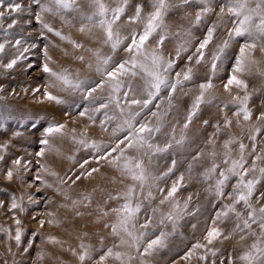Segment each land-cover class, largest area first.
<instances>
[{"label":"snow or ice","instance_id":"1","mask_svg":"<svg viewBox=\"0 0 264 264\" xmlns=\"http://www.w3.org/2000/svg\"><path fill=\"white\" fill-rule=\"evenodd\" d=\"M0 32V76L28 77L0 82L11 264H152L177 237L175 264H264V0H0Z\"/></svg>","mask_w":264,"mask_h":264},{"label":"bare ground","instance_id":"2","mask_svg":"<svg viewBox=\"0 0 264 264\" xmlns=\"http://www.w3.org/2000/svg\"><path fill=\"white\" fill-rule=\"evenodd\" d=\"M11 19H12L11 17H5V21H4L5 28L7 27V24L11 22ZM12 31H17L18 32L19 31V25H17V27L15 29H13ZM73 35H75L74 30H73ZM3 38H4L3 37V33L0 32V42L3 41ZM56 42L60 43L58 40ZM0 82H2L6 86H8L9 83H11V87H17V86L25 87L28 84V77L22 75L18 71H13L10 77H2V76H0ZM8 103L11 104L13 107L17 106V101L15 99H13L12 97L8 98ZM20 104L24 105V106H30L25 101L20 102ZM105 139H107V137H105ZM69 147H70V145H67V144L64 145L65 150H67ZM181 170H183V167L181 168ZM73 195H75V193H73ZM6 223H10V221L6 222ZM47 231H52L53 234H56V235H62V233H60L56 229H51V230L47 229ZM183 231H184L185 235L190 237V238L194 235L193 233H191L190 228H185V229H183ZM64 238H67V237H64ZM94 242H95V240H94ZM190 242H191V240H186V241L182 242L179 239V237L173 238L172 243L170 245V247L172 248V251L165 250L164 252H161L156 257V259L154 261L156 262V264H175V262L179 261V256L182 255V253L184 252V250L186 248V244H188ZM36 243L40 244V240L38 239L36 241ZM73 243H74V241H73ZM46 250L49 251V252H55L56 251L51 246H47ZM32 252L31 253L35 257L36 249L34 248L32 250ZM5 257L8 258L9 264H11V257L6 253L4 245L0 244V264H2V260ZM17 257H19V255ZM26 257H29L30 259H32L31 255L30 256H26ZM34 259L35 258H33L32 260H34ZM62 259H64L66 262H70L71 260L72 261L74 260V258L71 257L70 254H67V253H63L62 254ZM24 264H28V262L24 260ZM180 264H182V262H180Z\"/></svg>","mask_w":264,"mask_h":264},{"label":"rangeland","instance_id":"3","mask_svg":"<svg viewBox=\"0 0 264 264\" xmlns=\"http://www.w3.org/2000/svg\"><path fill=\"white\" fill-rule=\"evenodd\" d=\"M106 2H108V3H114V0H106ZM214 18V17H213ZM29 42H31V41H29ZM37 75V73L36 72H33L32 73V76H33V78H35V76ZM257 86H259L258 84H257ZM197 127H199V125H197ZM235 131H239L238 129L237 130H235ZM247 142V141H246ZM60 171L61 172H63V169H60ZM184 195H186V193H184ZM40 211H43V209L41 208L40 209ZM27 223V222H26ZM27 226H28V228L29 229H31V228H35L36 227V225L34 224V223H28L27 224ZM45 231H47V229H45ZM92 242H94V240L92 241ZM95 243V242H94ZM36 246H37V248L40 246V244H37L36 243ZM190 246V243H188V244H186V247H189ZM33 253V252H32ZM31 253V257H32V259L33 258H35L34 256H33V254ZM183 254V253H182ZM17 259H20L19 257H17ZM32 259H30L29 257H25V261H27L28 262V264H31L32 263ZM70 264H75V260H71L70 261ZM152 264H156V262L153 260V262H152Z\"/></svg>","mask_w":264,"mask_h":264}]
</instances>
